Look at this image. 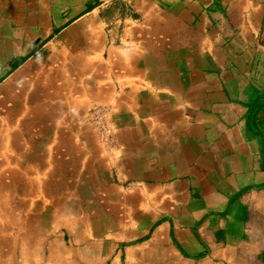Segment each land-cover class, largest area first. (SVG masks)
I'll return each mask as SVG.
<instances>
[{
  "label": "crops",
  "instance_id": "obj_1",
  "mask_svg": "<svg viewBox=\"0 0 264 264\" xmlns=\"http://www.w3.org/2000/svg\"><path fill=\"white\" fill-rule=\"evenodd\" d=\"M263 250L264 0H0V264Z\"/></svg>",
  "mask_w": 264,
  "mask_h": 264
},
{
  "label": "built area",
  "instance_id": "obj_2",
  "mask_svg": "<svg viewBox=\"0 0 264 264\" xmlns=\"http://www.w3.org/2000/svg\"><path fill=\"white\" fill-rule=\"evenodd\" d=\"M100 125H101V128H99V130L102 136L104 137V140L108 141V137L110 136L111 131L105 125H102V123Z\"/></svg>",
  "mask_w": 264,
  "mask_h": 264
},
{
  "label": "rangeland",
  "instance_id": "obj_3",
  "mask_svg": "<svg viewBox=\"0 0 264 264\" xmlns=\"http://www.w3.org/2000/svg\"><path fill=\"white\" fill-rule=\"evenodd\" d=\"M258 256H259V258H258V259H259L258 262L261 261V262L264 264V250L261 251V254H259Z\"/></svg>",
  "mask_w": 264,
  "mask_h": 264
}]
</instances>
